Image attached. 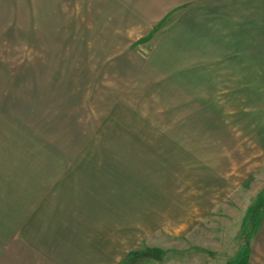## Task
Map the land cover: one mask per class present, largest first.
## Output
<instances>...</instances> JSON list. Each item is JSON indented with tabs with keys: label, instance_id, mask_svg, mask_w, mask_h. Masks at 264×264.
Returning a JSON list of instances; mask_svg holds the SVG:
<instances>
[{
	"label": "rangeland",
	"instance_id": "1",
	"mask_svg": "<svg viewBox=\"0 0 264 264\" xmlns=\"http://www.w3.org/2000/svg\"><path fill=\"white\" fill-rule=\"evenodd\" d=\"M110 1L53 0L57 46L22 48V69L52 73L38 79L51 94L44 122L0 130V256L59 208L61 186L84 185L116 218L119 255L141 251L126 264H237L264 199V61L249 71L208 42L220 0ZM108 54L115 78L93 77ZM154 57L178 70H152ZM97 83L111 115L94 109Z\"/></svg>",
	"mask_w": 264,
	"mask_h": 264
},
{
	"label": "crops",
	"instance_id": "2",
	"mask_svg": "<svg viewBox=\"0 0 264 264\" xmlns=\"http://www.w3.org/2000/svg\"><path fill=\"white\" fill-rule=\"evenodd\" d=\"M100 5L97 3L94 8ZM104 5L109 10L117 7L110 0L107 6ZM218 12L222 21L221 37L213 30V25L208 26L206 35L209 36V31H212L208 42L219 40L216 47L233 62V58H236V64H239L247 57L251 61L249 71H259L260 61H264V0H220ZM57 14L53 0H0V130L9 128L6 125L14 129L15 122H44L47 118L51 90L38 79L45 80L52 73H48L47 66L43 64L38 71H32L31 67L22 69L21 56L22 48L24 52V48H30V53L36 47L57 46L53 42L54 29L58 25V19L54 16ZM114 39L115 36H108L103 43L110 48ZM99 61L93 77H97L98 72H104V75L109 74L108 79L115 78L118 67L121 68L118 63L122 60H118L117 55L108 54L100 55ZM102 63H109L111 67L102 68ZM176 63L154 57L150 58L148 66L154 71L155 68L172 71L178 70ZM96 67L95 62L94 69ZM85 78L86 74L80 72V88L85 85ZM106 84L110 87L108 82ZM99 85L97 83L94 94L97 95L96 102L102 101V104H95L94 109H103L111 115L110 112L117 110L116 100H100ZM39 86L41 93L37 95ZM8 140L13 145L20 144L19 138L11 137ZM1 151L0 147V156ZM86 189L88 187L84 185L61 186L60 191L54 193L55 197L62 194L59 208L42 209V222L38 221L36 229L13 233L11 247L6 255L0 256V264H126L134 251L133 247H128L125 255H119L116 218L113 215L105 218L97 215L100 214L101 203L94 202L91 192ZM42 203L39 201L37 205ZM2 236L5 237V233ZM247 241L245 264H264V207L262 215L253 223Z\"/></svg>",
	"mask_w": 264,
	"mask_h": 264
},
{
	"label": "trees",
	"instance_id": "3",
	"mask_svg": "<svg viewBox=\"0 0 264 264\" xmlns=\"http://www.w3.org/2000/svg\"><path fill=\"white\" fill-rule=\"evenodd\" d=\"M256 207H257L258 211H257V213L252 218V221H251L252 224L254 223V221L256 219H258L262 215L263 207H264V199H262L261 202L258 203V206H255V208ZM247 251H248V241L245 244V248L243 250V254L238 258L239 260H238V263L237 264H245L246 263V260H247ZM141 254H142L141 251H134V252H132L131 255H132L133 259H134V257L140 256ZM131 255H130L129 258H131Z\"/></svg>",
	"mask_w": 264,
	"mask_h": 264
}]
</instances>
